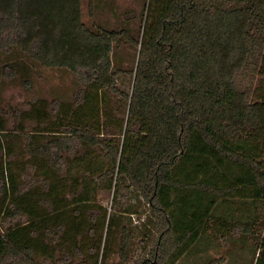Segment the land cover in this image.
I'll use <instances>...</instances> for the list:
<instances>
[{
    "label": "trees",
    "instance_id": "16d2710c",
    "mask_svg": "<svg viewBox=\"0 0 264 264\" xmlns=\"http://www.w3.org/2000/svg\"><path fill=\"white\" fill-rule=\"evenodd\" d=\"M81 6V0H0V51L15 54L0 67V83L29 69L21 52L42 65L73 70L83 86L121 92L128 100L122 140L118 146L93 131L102 121L87 117L104 104L92 105L83 118L84 87L73 98L75 120L62 121L57 102L50 103L57 126L43 135L22 129V112L11 111V132L0 135V217L12 220L0 225V264H56L77 249L78 219L64 222L62 210L67 196L73 204L89 201L90 179L96 171L104 176L89 150L98 143L110 164L106 169L125 175L127 187L145 200L157 231L148 256L134 264H169L202 232L218 198H264V0H146L135 36L96 22L87 25ZM121 31L138 46L130 93L118 88L112 68ZM249 57L257 59L261 89L253 97L237 79ZM0 112L4 130L9 109L1 106ZM26 113L28 118L32 111ZM19 153L33 168L24 182L8 168L7 156ZM71 166L79 169L72 174ZM108 179L103 184H111ZM97 213L90 210L92 220ZM112 225L108 219L102 258ZM229 228L249 232L251 223ZM90 230L97 231L92 224ZM130 235L121 225L122 258ZM254 264H264V229Z\"/></svg>",
    "mask_w": 264,
    "mask_h": 264
},
{
    "label": "rangeland",
    "instance_id": "374dc122",
    "mask_svg": "<svg viewBox=\"0 0 264 264\" xmlns=\"http://www.w3.org/2000/svg\"><path fill=\"white\" fill-rule=\"evenodd\" d=\"M145 1L101 0L95 5H90L89 0H81L82 19L87 25L96 22L108 29H125L135 36L141 24L140 14ZM118 36L117 47H114L112 53V68L116 72L118 88L130 93L138 46L134 42H129L122 31ZM18 54L25 60L29 69L25 74L18 71L13 79L4 77L3 82L0 83V107L9 109L6 114L7 124L5 123L4 130H0L1 136L11 132L14 122L12 110L18 114L22 112L23 120L20 119L19 122L22 129L37 130L42 132V135L46 130L57 126L52 118L51 104L54 102H57V108L59 107L60 114L62 113L60 117L58 115L62 121L75 120L79 111L74 110L73 98L78 89L84 87L87 100L81 107L83 118L89 114L92 105L103 106L104 104L103 108L98 107L97 111L87 119L90 122L102 121L100 127L98 129L94 127L93 131L102 141L119 146L123 136L122 131L125 128L128 104V100H125L121 92H114L97 85L83 86L77 73L67 67L45 66L33 58L26 57L28 56L26 54L21 52ZM8 56H15V54L0 51V67L9 60ZM256 62L255 57H249L245 67L237 74L240 86L247 88L249 97L256 95L258 90L261 91L257 88ZM22 76H28L27 84L21 82ZM105 109L108 111L105 112ZM29 110L32 113L25 118ZM0 114L4 116V113L0 112ZM19 137L20 135L13 137L15 141H12V147L14 143L15 145L19 143ZM82 150L83 148H79L78 153ZM89 150L93 154V161L98 163L105 174L101 176L102 174L98 175L96 171L94 177L90 179L91 182L86 192L89 201L86 203L74 202L73 204L67 196L69 204L62 210L63 221L71 222L73 219H78L80 225V233L77 236L78 247L71 249L68 259L57 261L56 264H134L143 256H148V251L153 246L157 235L146 211V202L133 187H127L128 180L124 174H115V171L111 174L106 169L110 164L105 156L103 144L91 145ZM27 157L21 153L18 156H7L8 168L16 169V174L23 182L28 181L33 174V168L28 164ZM78 169L76 166H71V173L74 174ZM80 172L83 173V170ZM88 175H85V179ZM106 177H109L108 181L110 180L111 184H103ZM113 184L115 189H113ZM80 188L81 182L75 183L73 193L78 195ZM75 208L80 211L79 214L73 213ZM90 210H98L95 220L91 219ZM4 217H0V225L12 222L11 219ZM111 218L114 232L109 236L107 254L102 258L100 252L106 223ZM223 220L226 224L221 223ZM235 222H250L249 232H239V230L229 228ZM91 224L97 231H89ZM123 224L131 233L126 246V258H122L119 253V229ZM263 229L264 198L220 197L212 206L210 220L199 236L169 264H254ZM90 245L94 246L92 250H89Z\"/></svg>",
    "mask_w": 264,
    "mask_h": 264
}]
</instances>
